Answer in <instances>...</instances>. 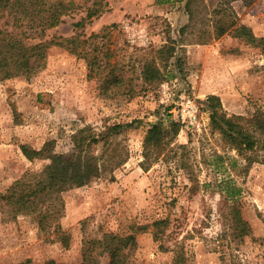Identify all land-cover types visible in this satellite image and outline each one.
<instances>
[{
  "label": "rangeland",
  "instance_id": "rangeland-1",
  "mask_svg": "<svg viewBox=\"0 0 264 264\" xmlns=\"http://www.w3.org/2000/svg\"><path fill=\"white\" fill-rule=\"evenodd\" d=\"M63 1L74 6L63 23L47 31L45 40L79 36L85 41L79 54L52 46L46 67L35 77L0 82V195L26 172H40L47 163L29 161L21 145L40 150L54 140L57 150L67 151L69 136L86 124H130L120 137L128 161L115 171L114 180L104 175L63 193L62 215L52 224L60 225L58 234L54 227L41 231L32 216L14 217L0 201V264H79L85 244L93 245L106 234L134 237L129 264H173L174 253L160 244L171 247L175 240L183 242L188 264H264V244L258 240L264 237V162L238 179L252 234L235 252L236 260L223 261L216 252L221 251L216 239L224 233L215 219L217 191L203 189L190 198L185 188L191 175L201 183L226 176L207 164L214 155L237 158L212 127L211 102L217 101L210 97L219 98V112L228 117L264 112V56L235 34L245 27L256 38L264 37V0H190L191 16L188 0ZM183 11L187 22L178 27L176 15ZM220 21L235 25L215 39ZM145 35L148 43L142 40ZM171 45L176 47L173 57L160 52ZM151 61L160 68V79L143 74ZM90 70L97 78L89 77ZM101 85L107 88L100 91ZM188 100L198 110L195 125L182 119ZM167 110L181 125L175 143L188 147V172L175 161L149 171L141 167L146 131ZM168 216L183 225H170L164 240L157 241L153 223ZM209 216L212 221L204 225ZM97 256L100 264H108L106 256Z\"/></svg>",
  "mask_w": 264,
  "mask_h": 264
},
{
  "label": "trees",
  "instance_id": "trees-1",
  "mask_svg": "<svg viewBox=\"0 0 264 264\" xmlns=\"http://www.w3.org/2000/svg\"><path fill=\"white\" fill-rule=\"evenodd\" d=\"M176 0H161L167 4ZM73 2L63 0H0V82L14 78L26 77L32 79L40 70L46 67L48 51L52 46L71 48L78 53L79 36L70 39L45 40L47 31L56 28L64 22V17L73 8ZM190 0L186 4V11L190 15ZM191 16V15H190ZM77 23L75 27L79 26ZM220 21L217 24L215 39L223 37L234 27ZM236 37L243 38L248 44L260 49L264 56V37L256 38L250 30L240 27L235 30ZM73 46V47H70ZM168 53L173 57L176 47H165L161 53ZM79 54V53H78ZM180 63V61H178ZM178 69L180 65L177 64ZM143 74L149 79H160L161 70L155 61L144 65ZM90 78H97L90 70ZM112 81V78H111ZM105 81L103 84H110ZM102 84L99 81V85ZM107 86H100V91ZM214 111L212 127L217 131L223 142L237 158L214 155L207 164L214 167L218 173L226 176L217 179L215 183H201L196 175L190 176L191 185H186L187 193L197 195L200 190L211 188L220 196L219 207L215 215L216 222L224 228L223 235H219L216 242H220L221 259H237L236 251L240 245L252 234L250 223L244 218L241 208L243 188L238 179L246 176L255 163L264 162V112L256 111L250 116L228 117L220 113L218 97H210ZM167 114L158 123L153 124L143 140L141 167L149 171L153 166L175 161L178 169L188 172V164L184 157L188 147L176 145L175 141L181 130V125ZM130 124L114 123L101 128L86 124L69 136V149L59 151L56 141H48L38 150L29 145H21L23 155L29 161L44 160L46 165L40 172H26L15 181L6 194L0 195V201L8 206L14 217L20 215L32 216L37 221L41 231L58 234L60 225H52L62 215L64 203L63 193L83 187L101 179L104 175L115 179V171L122 168L128 161V151L120 137ZM188 153V152H187ZM190 173V172H189ZM212 191V192H213ZM210 224L212 217H208ZM264 221V217H262ZM170 225H183L179 219L172 220L170 216L158 219L153 223L154 237L163 241ZM220 240H222V243ZM264 244V237L259 238ZM93 245L86 243L83 247L82 260L79 264H100L98 254L108 258V264H129L130 251L134 245V237H118L106 234L102 239L93 241ZM235 246V247H233ZM163 251L174 253L173 264H188L183 242L175 240L171 247H164ZM226 248V249H224ZM129 249V250H128ZM128 252L126 253V251ZM237 264H241L238 261Z\"/></svg>",
  "mask_w": 264,
  "mask_h": 264
},
{
  "label": "built area",
  "instance_id": "built-area-1",
  "mask_svg": "<svg viewBox=\"0 0 264 264\" xmlns=\"http://www.w3.org/2000/svg\"><path fill=\"white\" fill-rule=\"evenodd\" d=\"M127 25H124V28L127 29ZM143 42H149V37L147 35L142 36ZM197 116H198V110L196 105L191 101L188 100L187 102H184L183 104V113H182V119L183 122H187L188 125H195L197 123Z\"/></svg>",
  "mask_w": 264,
  "mask_h": 264
},
{
  "label": "crops",
  "instance_id": "crops-1",
  "mask_svg": "<svg viewBox=\"0 0 264 264\" xmlns=\"http://www.w3.org/2000/svg\"><path fill=\"white\" fill-rule=\"evenodd\" d=\"M184 11H185V8H184ZM184 11H183V14L179 13V15H176L177 16V18H176L177 22L176 23H177V25H179L178 27L183 26L187 22V19L184 16ZM181 22H183V23H181Z\"/></svg>",
  "mask_w": 264,
  "mask_h": 264
}]
</instances>
